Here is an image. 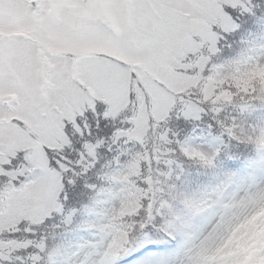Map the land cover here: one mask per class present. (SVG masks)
Segmentation results:
<instances>
[{"label": "snow or ice", "instance_id": "1", "mask_svg": "<svg viewBox=\"0 0 264 264\" xmlns=\"http://www.w3.org/2000/svg\"><path fill=\"white\" fill-rule=\"evenodd\" d=\"M15 3L27 13L56 7L52 0ZM76 7L93 13L90 23L109 50L72 68L50 55L49 66L29 36L0 34V223L11 218L9 239L22 240L0 264H62L71 246L47 233L70 222L66 206L98 167L108 168L105 184L87 186L104 208L91 228L101 243L77 245L79 254L96 249L82 261L78 254L77 264H230L233 257L210 258L264 208V179L247 183L226 173L189 191L178 161L204 169L215 168L218 157L232 163L220 149L196 143L201 125L264 154V118L248 122L264 109V86H241L264 67V32L219 59L230 37L264 25V0H77ZM189 59L193 67H180ZM177 72L226 82L211 94L181 90ZM228 108L237 110L230 120L223 118ZM145 118L148 132L155 125L159 133L152 147L138 135ZM238 129H247L246 139Z\"/></svg>", "mask_w": 264, "mask_h": 264}, {"label": "rangeland", "instance_id": "2", "mask_svg": "<svg viewBox=\"0 0 264 264\" xmlns=\"http://www.w3.org/2000/svg\"><path fill=\"white\" fill-rule=\"evenodd\" d=\"M62 4V17L58 21H48L45 17H40L38 19H33L30 13L24 12L15 0H8V2L0 5V32H16L31 37L37 43H39L42 48H46L45 61L49 66H55L53 60L48 59V56L54 57L56 53H68L69 58L64 55L65 58H59L63 63L62 66L67 68L74 67L81 58L73 59L74 55L85 54L84 57L92 55L99 51L109 50V45L107 43H101L102 37L99 36L95 29L93 28L90 21L94 20V15L90 10L80 9L76 7L77 0H60ZM187 29H192V24L185 26ZM257 28H249L246 32L249 34L246 39L253 35H258ZM261 33V31H259ZM241 33L234 35L235 42L233 45L238 44V39H241ZM245 37V36H244ZM191 39V37H189ZM178 45L183 44V37L178 38ZM235 48V47H234ZM57 58V57H56ZM71 58V59H70ZM83 58V57H82ZM194 63L185 62L180 65L183 68L193 67ZM261 74L264 77V67L259 68L254 72V74L249 75L247 79L250 81L253 77ZM176 76L178 78V83L181 85V90L194 88L200 91L198 85L203 86L202 92H207L211 94L219 87L220 83L226 81H216L212 77H208L204 85L199 72L189 75L187 72H177ZM244 79V80H247ZM254 83L263 86L264 82L259 81L258 78L255 79ZM204 81V79H203ZM135 85V81H133ZM247 89V85L243 86ZM255 86L252 85V88ZM151 109H149L150 111ZM139 137L146 143L149 142V147H151L150 142L153 139L152 133L148 132L147 120L145 118L144 125L138 130ZM223 138L211 132L210 130H205L196 138V143L200 144L204 148H218L222 145ZM139 178V177H138ZM241 178L247 183H259L264 179V155L257 161L250 164L247 168L246 173ZM183 185L186 190L191 186L189 180V174H185L183 179ZM120 187L114 188V193H118ZM143 195V194H141ZM138 207L136 201H132L128 211H135ZM104 212V208L99 206V209L91 214V220L89 221L90 226L96 223ZM66 216L70 218V213ZM203 223L207 226L211 223V218H206ZM59 224V223H58ZM5 228L3 242L0 241V256H9L11 252L15 250V247L22 243V241L13 240L9 241L8 232L14 230V225L12 224L11 218L0 223V232ZM69 233L70 231L61 229L57 233ZM88 231V232H87ZM81 231L83 237H79L78 241L73 237L65 239L63 237L57 242L65 243L70 245L72 252L66 257L64 264H77V257L80 252L77 245H82L86 243L97 244L101 243L98 233L94 231L87 230ZM54 236V235H53ZM57 237V236H56ZM65 239V240H64ZM76 242V243H75ZM95 248L88 249L85 253L79 254V260L82 261L85 256H93L95 253ZM264 252V208L256 212L253 216L245 220L243 223L237 225L230 236L225 239L224 249L218 253V257H211L210 259H225L227 257H233L230 264H250V261L255 260V264H264V255H257L258 253ZM64 256V255H63ZM63 256L61 259L63 260ZM260 259V260H259Z\"/></svg>", "mask_w": 264, "mask_h": 264}, {"label": "trees", "instance_id": "3", "mask_svg": "<svg viewBox=\"0 0 264 264\" xmlns=\"http://www.w3.org/2000/svg\"><path fill=\"white\" fill-rule=\"evenodd\" d=\"M252 28H257L259 29L257 32L260 34L259 31L264 32V25H259L257 24L256 26L252 27ZM249 29V28H248ZM247 29H244L241 33L240 38L238 39L237 36V40H238V44L233 45V42H235V38L232 36L229 38L227 44L222 45L223 47V52L221 54V56L219 57V59L221 61H223L224 59H228L231 58L235 55H237L241 49V47L243 46L241 41L245 40L246 37L249 36V34L246 32ZM245 36V37H244ZM235 47V48H234ZM187 62L189 63H194L191 59H189ZM196 72L192 73L195 74ZM258 78L259 81L264 82V77H262L261 74L253 77V79H251L250 81L247 80H241V86H243V84L246 86L247 85V89L248 88H252L253 86H256L257 84L254 83V81H256L255 79ZM204 79V81H203ZM201 82H203V85L205 83V81L208 79L207 78H203ZM133 83V82H132ZM200 87V89H203L202 84L198 85ZM264 86V85H263ZM133 87H135L134 83H133ZM191 90L189 91H198L194 88V90H192L193 88H190ZM202 89L200 90L202 92ZM236 109L234 108H228L225 110L224 114H223V118L230 120L231 116L236 114ZM264 118V109H257L256 112L252 115V117L249 119V123H253V122H259L260 119ZM205 123H208V119L206 118ZM202 129L205 130H210L211 132L220 135L223 138V142L222 145L219 147L220 151L222 153L226 154V157L229 161H231V164L225 165L223 163V161L218 157L217 158V163H216V167L213 169H204L200 166H197L195 164L189 163L184 161L182 158L179 159L178 162L182 163L184 168H185V174H189V180L191 182V186L188 189L189 191L191 190H196L198 188H201L205 185H210L213 183L215 177L217 176H223L226 173H234L239 175L240 177L244 175L246 169L248 168V166L255 160L260 159L264 154L259 153L254 146L249 145V144H245L242 142H237L234 140H230L228 137L223 136L219 130V128H213V129H205L204 125L200 126ZM152 137L153 139L150 142V145L152 147V145L154 144H158L159 143V133L156 131V126L152 125ZM237 135L240 136L241 139H246V135H247V129L241 131L240 129L237 130ZM149 142H146V144L149 147ZM160 151L163 153L165 151V149L163 147H161ZM106 159V157H102V160ZM108 171L107 167H98L97 169H94L88 176H86L84 178V181L81 183L80 185V192H79V197L77 200L73 201L71 204L67 205L65 208V214L70 213V222L60 228L58 231H60L61 229L64 228V230L70 231L69 233L66 234L65 233H55L53 231H49L47 233V235L49 236V239H51L53 237V235L57 236V240H61L63 237H65V239L70 240L71 237L74 236V238L76 239V242L78 241V238L83 237L84 235H82V233H80L81 231H87L90 230L91 227H88V225L90 226L89 221L91 220V214L95 211H97L99 209V205H96L94 203V191L88 187L87 185H96L97 187L102 186L105 184V179H104V173ZM153 172H156L155 166H153ZM158 181V183H162V181H160L159 177H155ZM134 221H128L129 225L131 223H133ZM55 224H63V220L62 219H58L57 221L54 222ZM5 229V228H4ZM3 229V231L0 232V241L3 242L4 239V233L5 230ZM15 230V229H14ZM13 230V231H14ZM88 232V231H87ZM64 239V240H65ZM63 240V239H62ZM14 242L13 240H9ZM22 241V240H21ZM75 242V243H76ZM72 252V250L69 248L65 251V254L63 256V260L62 264H64L66 257ZM260 260V259H259Z\"/></svg>", "mask_w": 264, "mask_h": 264}, {"label": "flooded vegetation", "instance_id": "4", "mask_svg": "<svg viewBox=\"0 0 264 264\" xmlns=\"http://www.w3.org/2000/svg\"><path fill=\"white\" fill-rule=\"evenodd\" d=\"M52 2H54L56 4V7L52 8V9H48V8L43 9L44 14H41L40 12L30 13L31 16L33 17V19H38L40 17L46 18L47 15H54V21L60 20L62 17V13H63L62 4L60 3V0H52ZM41 4H43V0H41ZM4 33L6 35H17V34H19L16 32H4ZM46 52H47V49L43 47L41 53L45 54Z\"/></svg>", "mask_w": 264, "mask_h": 264}]
</instances>
